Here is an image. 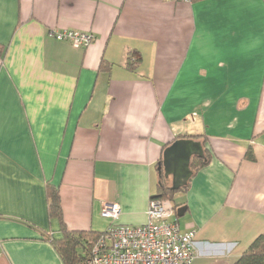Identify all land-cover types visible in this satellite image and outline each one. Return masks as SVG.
Instances as JSON below:
<instances>
[{
	"label": "crops",
	"instance_id": "crops-1",
	"mask_svg": "<svg viewBox=\"0 0 264 264\" xmlns=\"http://www.w3.org/2000/svg\"><path fill=\"white\" fill-rule=\"evenodd\" d=\"M0 48V264H65L47 183L72 230L145 223L164 145L195 134L212 160L176 197L193 264L264 232V0H0Z\"/></svg>",
	"mask_w": 264,
	"mask_h": 264
},
{
	"label": "built area",
	"instance_id": "built-area-1",
	"mask_svg": "<svg viewBox=\"0 0 264 264\" xmlns=\"http://www.w3.org/2000/svg\"><path fill=\"white\" fill-rule=\"evenodd\" d=\"M49 35L75 48H87L95 41L92 31L51 29ZM119 213L117 204L103 206L102 214L114 221ZM196 233L195 228L180 229L172 201L152 196L147 221L140 225L112 224L93 245L87 264H193Z\"/></svg>",
	"mask_w": 264,
	"mask_h": 264
},
{
	"label": "trees",
	"instance_id": "trees-1",
	"mask_svg": "<svg viewBox=\"0 0 264 264\" xmlns=\"http://www.w3.org/2000/svg\"><path fill=\"white\" fill-rule=\"evenodd\" d=\"M1 51L2 49L0 48V52ZM140 62L141 57L139 54L133 61L130 60V57L126 59V65L132 69H135ZM112 65L113 64L105 60L101 62V68H106L107 70H109ZM186 138H192L194 140L201 141L204 148L205 157H200L198 155L192 157L191 169L193 171V174L188 180L187 184L178 189L172 188L162 168L161 171H159V185L157 193L153 195L156 198L167 199L172 201L177 211L180 207V204L176 203L177 194L180 192L186 193L189 190L192 177L203 167L207 166L212 160L211 151L205 147L206 138L204 134L190 135ZM171 143L164 145L163 152L164 149ZM246 158L249 160H255V153L252 145L248 147V150L246 152ZM162 163L163 153L157 165H162ZM46 189L49 217L51 219L57 218L59 220L61 233L59 237L50 236L49 238L60 253L65 264H87V259L90 255L93 245L97 242L99 237L104 232L70 229L64 219L62 198L59 188L53 185L52 183H47ZM234 264H264V232L260 233L252 241L248 249L241 254V256L235 261Z\"/></svg>",
	"mask_w": 264,
	"mask_h": 264
},
{
	"label": "water",
	"instance_id": "water-1",
	"mask_svg": "<svg viewBox=\"0 0 264 264\" xmlns=\"http://www.w3.org/2000/svg\"><path fill=\"white\" fill-rule=\"evenodd\" d=\"M195 155L205 157L201 141L178 138L164 149L163 163L159 165L158 171L163 168L166 178L172 180V188L183 187L193 174L191 160ZM180 211L181 209H178L179 214Z\"/></svg>",
	"mask_w": 264,
	"mask_h": 264
},
{
	"label": "rangeland",
	"instance_id": "rangeland-1",
	"mask_svg": "<svg viewBox=\"0 0 264 264\" xmlns=\"http://www.w3.org/2000/svg\"><path fill=\"white\" fill-rule=\"evenodd\" d=\"M168 182L171 184V182H172L171 178L168 179Z\"/></svg>",
	"mask_w": 264,
	"mask_h": 264
}]
</instances>
